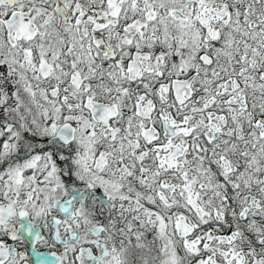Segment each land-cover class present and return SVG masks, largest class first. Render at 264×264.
<instances>
[{"label": "snow or ice", "instance_id": "6c2138e0", "mask_svg": "<svg viewBox=\"0 0 264 264\" xmlns=\"http://www.w3.org/2000/svg\"><path fill=\"white\" fill-rule=\"evenodd\" d=\"M0 264H264V0H0Z\"/></svg>", "mask_w": 264, "mask_h": 264}]
</instances>
